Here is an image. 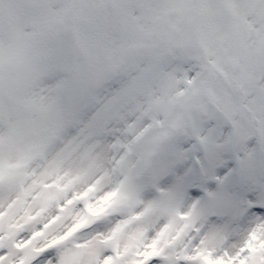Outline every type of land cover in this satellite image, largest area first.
Here are the masks:
<instances>
[{
    "label": "snow or ice",
    "instance_id": "6c2138e0",
    "mask_svg": "<svg viewBox=\"0 0 264 264\" xmlns=\"http://www.w3.org/2000/svg\"><path fill=\"white\" fill-rule=\"evenodd\" d=\"M0 264H264V0H0Z\"/></svg>",
    "mask_w": 264,
    "mask_h": 264
}]
</instances>
